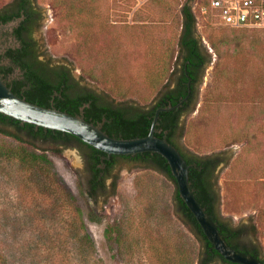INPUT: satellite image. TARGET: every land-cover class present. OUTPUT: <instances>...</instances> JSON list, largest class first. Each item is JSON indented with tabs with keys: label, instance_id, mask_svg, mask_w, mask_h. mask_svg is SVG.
<instances>
[{
	"label": "rangeland",
	"instance_id": "obj_1",
	"mask_svg": "<svg viewBox=\"0 0 264 264\" xmlns=\"http://www.w3.org/2000/svg\"><path fill=\"white\" fill-rule=\"evenodd\" d=\"M10 1L0 0V9ZM186 1L34 0L43 15L36 38L46 60L71 70L107 102L148 109L175 84L180 9ZM207 4L191 0L196 37L209 63L180 117L182 137L175 142L186 155L220 160L215 171L218 215L244 228V240L257 245L264 259V28L222 25L213 12L203 14ZM20 145L0 134V152ZM22 146L45 154L80 209L90 206L96 221L86 226L105 264H155L151 252L157 248L171 263L178 257L179 264H195L201 243L177 214L176 187L164 174L121 160L112 172L116 186L94 202L82 197L80 148L40 141ZM20 170L0 158L2 229L15 231L16 222L28 221L34 209L29 203L35 200L22 190ZM35 211L52 212L42 205ZM173 248L177 257L169 254Z\"/></svg>",
	"mask_w": 264,
	"mask_h": 264
},
{
	"label": "trees",
	"instance_id": "obj_2",
	"mask_svg": "<svg viewBox=\"0 0 264 264\" xmlns=\"http://www.w3.org/2000/svg\"><path fill=\"white\" fill-rule=\"evenodd\" d=\"M16 1L12 0L9 3ZM180 14L181 25L176 43V57L181 62L179 69L175 70V73H178L175 84L173 88L160 93L148 109L123 104L115 105L114 101L107 102L101 95L91 92L71 94L67 80L68 69L63 66L61 68L63 75L54 79L49 75L46 67L41 66L37 71L31 69L24 58L26 50L24 42H21V48L16 51V55L11 57L16 66L21 69L22 79L14 81L11 85L6 77L2 76L3 68H0V75L16 96L41 107L56 108L70 115L80 116L100 126L103 132L117 139L146 136L157 108L174 106L187 97L181 107L159 114L155 135L164 138L180 151L189 166L190 188L199 204L215 222L226 243L231 248L251 255L264 264V259L260 257L259 247L253 243L248 245L242 240L246 230L229 225L218 215L215 171L220 160L213 155H186L175 142L176 138L182 137L180 117L192 103L197 84L203 76L205 66L209 63L207 51L196 37V18L192 11L191 0L181 6ZM173 72L170 75L174 74ZM85 105L88 106L80 111V108ZM7 127L14 129L16 133L7 132L5 130ZM0 134L21 144L14 149L0 152V158L13 161L20 166L23 179L21 180L22 190L32 200H35L29 205L35 210L42 205L45 209L52 211L41 215L33 209L27 217L28 221L20 219L16 222L15 231L0 227V264H105L98 256L95 243L86 226L87 221H96L94 212L90 206L87 207V211L80 209L75 197L54 173L52 164L45 154L25 150L22 146L25 143L31 145L33 141L55 146L73 144L81 148H89L92 152L91 170L95 174L102 171L100 164H104L106 171H111L119 160H129L141 164L146 169H154L164 174L176 187L177 214L181 216L183 224L201 243L195 264H236L225 260L206 239L196 219L180 198L176 181L167 161L159 154L147 152L135 155H110L109 159H106L105 153L83 143L69 133L21 123L1 113ZM19 134L25 135L28 141L21 138ZM112 185L115 187L116 182L114 181ZM89 194L88 191L83 192V199L88 200ZM4 219L8 220V217ZM152 250L151 254L154 255L155 264H179L177 257L179 254L174 248L169 253L177 257L174 263L166 259L165 250L159 248Z\"/></svg>",
	"mask_w": 264,
	"mask_h": 264
},
{
	"label": "water",
	"instance_id": "obj_3",
	"mask_svg": "<svg viewBox=\"0 0 264 264\" xmlns=\"http://www.w3.org/2000/svg\"><path fill=\"white\" fill-rule=\"evenodd\" d=\"M17 22L2 25L6 30L12 28ZM190 88L188 89V95ZM187 100L185 97L176 105L159 107L154 117L148 134L134 139H117L103 132L100 126L94 125L80 116L70 115L56 108H45L26 101L16 96L6 85L0 75V113L11 117L21 123H27L36 127L51 129L69 133L83 143L105 153L106 159L110 155H135L142 153H157L163 157L170 168L177 185L180 198L185 203L191 214L202 229L206 239L213 248L227 261L236 264H263L251 255L231 248L220 234L215 222L205 212V209L197 201L189 182V166L182 157L180 151L168 143L164 138L156 136V125L161 112L173 111L182 106Z\"/></svg>",
	"mask_w": 264,
	"mask_h": 264
},
{
	"label": "flooded vegetation",
	"instance_id": "obj_4",
	"mask_svg": "<svg viewBox=\"0 0 264 264\" xmlns=\"http://www.w3.org/2000/svg\"><path fill=\"white\" fill-rule=\"evenodd\" d=\"M23 7L22 9H20ZM43 21V15L39 10V7L35 4L34 0H17L14 3H9L0 10V68L4 69L2 76L6 77V80L13 85L14 81H19L22 76L21 69L16 66L11 57L16 55V51L21 48V42H24L26 50L25 56L26 62L33 70H39L41 66L46 67L49 75L59 78L63 75L62 65H52L49 60L44 58L39 40L36 38V34ZM11 22H17V24L6 30L1 28L2 25H8ZM68 85L71 94H83L84 92L96 93L94 90L82 85L73 76L71 70L68 69ZM88 105L80 108V111ZM71 147V146H64ZM76 149L80 148L81 158L83 162V168L85 172V192H89L88 199L98 202L107 196L110 190V185L113 184L112 172L118 165L113 167L111 171H106L104 164H100L99 167L102 171L95 174L91 170V155L92 152L87 147L74 146ZM129 161V160H123ZM132 163V161H129ZM135 163V162H134ZM217 169V168H216ZM110 181V184H108ZM246 244L249 242L244 240Z\"/></svg>",
	"mask_w": 264,
	"mask_h": 264
},
{
	"label": "built area",
	"instance_id": "obj_5",
	"mask_svg": "<svg viewBox=\"0 0 264 264\" xmlns=\"http://www.w3.org/2000/svg\"><path fill=\"white\" fill-rule=\"evenodd\" d=\"M207 10L231 28H264V0H208Z\"/></svg>",
	"mask_w": 264,
	"mask_h": 264
}]
</instances>
